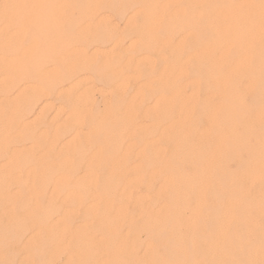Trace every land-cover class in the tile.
I'll return each mask as SVG.
<instances>
[{
  "label": "rangeland",
  "instance_id": "1",
  "mask_svg": "<svg viewBox=\"0 0 264 264\" xmlns=\"http://www.w3.org/2000/svg\"><path fill=\"white\" fill-rule=\"evenodd\" d=\"M184 3L0 0V264H75L86 248L98 264H112L113 253L118 264H149L148 244L164 257L142 229L150 220L139 216L137 199L151 195L136 184L138 174L149 179L154 167L174 159L192 176L191 164L215 155L219 142L199 108L206 98L193 77L199 66L187 63L199 38L188 36L185 17L180 22ZM145 4L154 7L150 17L128 19ZM39 69L47 72L41 78L34 76ZM246 91L244 105L254 118V97ZM188 131L193 154L176 156L172 146ZM237 154L226 165L233 172L249 160ZM92 181L100 195L91 194L94 187L84 190ZM125 182L131 183L129 201L120 195ZM153 183L156 192L161 184ZM102 184L112 195H101L109 188ZM105 201L110 207L103 209ZM93 203L96 211L87 209ZM249 220L245 235L257 254L251 264H264V230L261 242L253 234L255 223L264 228V218L251 214Z\"/></svg>",
  "mask_w": 264,
  "mask_h": 264
},
{
  "label": "bare ground",
  "instance_id": "2",
  "mask_svg": "<svg viewBox=\"0 0 264 264\" xmlns=\"http://www.w3.org/2000/svg\"><path fill=\"white\" fill-rule=\"evenodd\" d=\"M175 1L181 4L185 2L182 5L185 9L180 11L183 18L179 20L181 22L185 17L186 20L181 23L187 21L185 25L188 23V36L194 40L200 39L195 44L194 54H189L187 63L193 62L199 66V71L196 66L197 71L194 70L193 77L195 83L205 89L204 101L214 99L215 106L210 107L208 101H200L199 108L207 111L210 126L219 136V142L213 148L215 155L191 164L192 176L186 175L174 159L168 166L154 167L149 179H145L143 173L138 174L140 178L136 184L141 182V186L147 190L145 195H151L137 199L139 216L150 220V224L144 225L142 229L153 238L152 243L160 245L164 251V257L157 256L156 249L148 244L145 246L144 262L251 264V259L257 254L245 235L251 222L247 218L251 214L264 218V97L261 99L264 96V0H214L218 18H213L215 10L210 0ZM186 2L194 3L195 8L189 7ZM145 5L142 12L132 11L128 19L131 20L139 13L150 17L154 7ZM94 9L86 13L91 14L95 12ZM201 22L205 25L202 29L197 24ZM216 26L222 27L219 32ZM201 36L209 40L202 44ZM164 69L170 73L168 66ZM46 73L39 69L34 76L41 78ZM242 80L246 87L239 85ZM238 85L244 90H239ZM56 88L52 86L51 92L58 93ZM245 90L246 94H253L254 98L250 97L253 98L251 106L257 112L254 114L257 115L255 119L250 112L252 109L245 108ZM184 118L190 124L191 115ZM246 118L249 121H245ZM76 135L74 133L72 140ZM193 137V133L188 131L179 138V144L172 146L176 156L193 154ZM250 140L254 143L250 144ZM237 150L239 154H247L249 160L245 163L240 161L245 164L243 166L238 162L242 167L233 172L226 165L229 157L235 156ZM155 181L161 185L156 192H152ZM130 184L125 182V191L120 194L128 195L125 198L127 201L131 200L129 195H133ZM56 185H62L61 178L56 180ZM88 185L85 191L94 187L91 194L100 195L96 192L99 185L95 181ZM106 186L109 188L103 192L107 193L101 195H112L109 184H102L101 187ZM159 202L162 206H159ZM150 205L152 209L148 211ZM103 206V209L109 208L110 204L105 201ZM87 209L96 211L97 205L90 204ZM101 219L102 224L107 225L108 221L99 216V221ZM184 227L187 231L182 237ZM262 230L264 228L255 223L253 234L258 242L263 241ZM161 238L164 239L163 243ZM80 255L83 260L77 259L75 264L99 263L91 248L82 250ZM109 258L112 264H118L114 253Z\"/></svg>",
  "mask_w": 264,
  "mask_h": 264
}]
</instances>
